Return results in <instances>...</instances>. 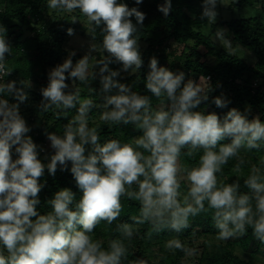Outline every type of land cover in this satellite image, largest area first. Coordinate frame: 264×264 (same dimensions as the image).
<instances>
[{
	"label": "clouds",
	"instance_id": "1",
	"mask_svg": "<svg viewBox=\"0 0 264 264\" xmlns=\"http://www.w3.org/2000/svg\"><path fill=\"white\" fill-rule=\"evenodd\" d=\"M143 2L129 7L126 0H46L49 15L81 22L92 40L99 36L78 60L69 52L51 68L40 89L42 112L67 121L62 133L45 132L50 152L29 135L32 126L21 113L31 80L7 79L14 71L7 63L13 49L0 24V264H149L130 250L141 225L148 226V238L178 234L164 249L182 252L184 264H195L201 248L179 234L201 213L210 215L215 230L207 247L244 239L250 230L264 251V113L250 103L243 111L229 107L223 91L210 97L209 77L189 78L155 55L145 65L139 43L147 18L138 7ZM223 3L200 0L196 19L216 25ZM157 11L168 18L173 0H162ZM228 31L216 27L209 35L227 55L237 56L241 48ZM67 32L73 35L71 27ZM122 73L137 81L142 74L145 91L122 82ZM96 81L99 87L93 88ZM209 104L227 110L201 107ZM94 108L98 117L91 115ZM121 124L140 134L127 141L102 139V126ZM252 150L255 162L246 159ZM197 154L194 165L181 162L182 155ZM230 160L235 164L225 175ZM57 169L71 174L76 191L58 186L42 203L45 173L55 177ZM122 198L138 203L137 214L111 229L124 209ZM101 222L109 226L103 229L106 238H94ZM255 264H264V255Z\"/></svg>",
	"mask_w": 264,
	"mask_h": 264
},
{
	"label": "trees",
	"instance_id": "2",
	"mask_svg": "<svg viewBox=\"0 0 264 264\" xmlns=\"http://www.w3.org/2000/svg\"><path fill=\"white\" fill-rule=\"evenodd\" d=\"M129 7L136 6L135 0H126ZM162 0H144L139 5L141 11L147 13L145 27L140 33V49L145 60L155 55L160 63L169 66L172 70H182L189 78L209 77L214 91L213 95H220L223 91L231 99L229 107L235 106L243 111L246 103H250L253 111L259 109L264 113V21L259 17H240L231 20L218 19L216 25L202 24L196 16L200 11V0H173V12L168 18H164L157 11V4ZM260 5L264 10V0H232L230 8ZM219 12V8H218ZM0 24L8 29V40L13 49L11 56L7 57V63L14 69L12 75L7 79L18 82L31 80L32 88L29 90V101L21 105V113L25 116L27 123L32 126L29 135L45 151L50 149L49 141L45 135L46 131L62 133L64 118H57L55 112H42L40 109V89L47 84V73L51 68L62 63L69 55L68 43L70 36L67 29H82L80 22L73 23L67 16L49 15L46 0H0ZM227 27L228 35L233 43L248 49L254 55L253 63H249L240 55L229 56L222 47L212 43L209 35L216 27ZM86 34L90 40L87 30L81 32ZM98 33V30H97ZM99 43V36L96 40ZM7 55V54H6ZM83 54L77 53L72 59L78 60ZM115 68L118 65H111ZM146 70V69H145ZM122 82L133 85L134 90L145 91L141 80L137 81L135 76L122 73ZM221 87H216L217 83ZM93 88H98V81L92 83ZM83 92L86 94L87 89ZM209 110L223 113L227 109H218L215 105H201ZM74 114L73 113H70ZM91 115L98 117L99 110L93 109ZM102 139L117 138L127 141L140 134L130 125H117L112 129L102 126ZM43 155V153H41ZM255 162L256 150L246 155V159ZM198 154L194 157L182 155L181 162L192 166L197 162ZM235 160H230L224 168V174H230ZM245 174L247 164L243 165ZM46 187L40 193L42 203L57 190V187L69 186L76 191L74 182L69 172L57 169L55 177L45 173ZM124 209L118 221L110 226L115 229L116 223L128 221L131 215L137 214L138 203L122 198ZM210 215L201 213L194 218L191 229L179 234L189 246L199 238L205 241L211 239L214 229L210 226ZM104 222L97 226L94 238H106L103 229ZM141 231L133 240L131 251L138 256L149 259L159 258L160 264H184L183 253L177 251L175 255L168 253L164 242L178 234L165 231L153 234L151 238L144 235L147 225L139 226ZM199 244L202 254L196 258L195 264H255L256 258L264 255V251L258 250L256 242L252 240L251 231L248 237L229 241L211 248L205 244ZM197 243V242H196ZM158 247L155 250V247ZM163 257V259H161ZM246 258V259H245ZM192 264V261H188Z\"/></svg>",
	"mask_w": 264,
	"mask_h": 264
},
{
	"label": "rangeland",
	"instance_id": "3",
	"mask_svg": "<svg viewBox=\"0 0 264 264\" xmlns=\"http://www.w3.org/2000/svg\"><path fill=\"white\" fill-rule=\"evenodd\" d=\"M224 2L225 3L218 5L219 8L218 19L231 20L240 17H259L264 21V10L260 7V5L254 4L251 6H243L242 8H237V7L230 8L229 4L232 2V0H224ZM80 25L82 29L75 30L73 35L70 36L68 48L70 52H74L75 54L81 53L84 55L89 51L90 45L97 42L90 40L86 34L83 35L81 32L86 30V28L81 22ZM219 27L227 28L225 26H219ZM239 46L241 48V52L239 55L245 58L249 63H253V61L255 60L254 55L248 49L242 47L241 45ZM92 54L98 55V53H92ZM205 240L206 239L202 237L196 240V242L199 244H203ZM157 249L158 247L156 245L155 250ZM153 262H158V264H160V259L157 257L152 258L151 264H153ZM188 264L191 263L188 262Z\"/></svg>",
	"mask_w": 264,
	"mask_h": 264
}]
</instances>
